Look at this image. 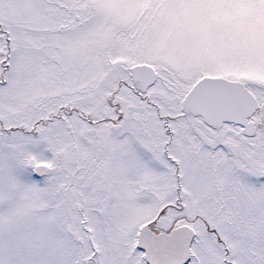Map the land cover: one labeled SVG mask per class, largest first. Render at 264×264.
<instances>
[{
  "label": "snow or ice",
  "instance_id": "snow-or-ice-1",
  "mask_svg": "<svg viewBox=\"0 0 264 264\" xmlns=\"http://www.w3.org/2000/svg\"><path fill=\"white\" fill-rule=\"evenodd\" d=\"M0 264H264V0H0Z\"/></svg>",
  "mask_w": 264,
  "mask_h": 264
}]
</instances>
